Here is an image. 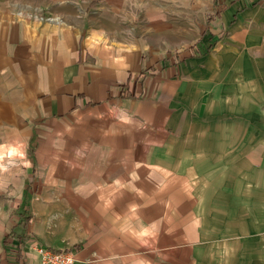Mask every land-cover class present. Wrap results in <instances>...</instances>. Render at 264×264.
Returning a JSON list of instances; mask_svg holds the SVG:
<instances>
[{
	"label": "crops",
	"instance_id": "1",
	"mask_svg": "<svg viewBox=\"0 0 264 264\" xmlns=\"http://www.w3.org/2000/svg\"><path fill=\"white\" fill-rule=\"evenodd\" d=\"M10 148L25 168L0 186V264H38L36 245L74 264H197L208 236L248 238L264 211V0H0ZM203 193L230 205L198 207Z\"/></svg>",
	"mask_w": 264,
	"mask_h": 264
},
{
	"label": "rangeland",
	"instance_id": "2",
	"mask_svg": "<svg viewBox=\"0 0 264 264\" xmlns=\"http://www.w3.org/2000/svg\"><path fill=\"white\" fill-rule=\"evenodd\" d=\"M192 133L195 134L193 137L199 138L198 130H193ZM18 153L12 148L6 154L0 151V186H12L18 182V175L25 168V161L18 156ZM3 196H8V194L5 193ZM196 197L198 207L201 208L205 207V202H210V206L215 204L221 209L219 212H224V209L230 205L228 201L224 200L223 194L219 195V199L218 195L216 198L215 194L207 195L204 193L201 194V197L197 195ZM238 206L240 213L245 215L248 212L244 208L241 209L244 206L243 203L239 202ZM206 212L213 213V210L207 209ZM262 212L264 211L257 209L253 211L256 215V223L253 226V231L249 232L248 238L244 236L240 237L237 242L216 243L212 236H208L195 251L196 256H198L196 258L197 264H264V226L261 225L260 219ZM243 228L246 229V226Z\"/></svg>",
	"mask_w": 264,
	"mask_h": 264
},
{
	"label": "built area",
	"instance_id": "3",
	"mask_svg": "<svg viewBox=\"0 0 264 264\" xmlns=\"http://www.w3.org/2000/svg\"><path fill=\"white\" fill-rule=\"evenodd\" d=\"M35 16L40 20H53L54 17L38 11ZM38 264H74L75 253L71 248H52L45 245H36Z\"/></svg>",
	"mask_w": 264,
	"mask_h": 264
}]
</instances>
